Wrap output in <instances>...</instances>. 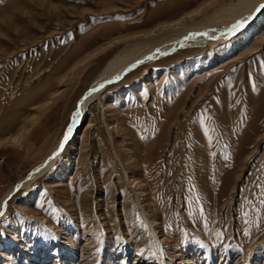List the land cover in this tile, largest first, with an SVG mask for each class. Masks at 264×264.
Here are the masks:
<instances>
[{
    "label": "rangeland",
    "instance_id": "1",
    "mask_svg": "<svg viewBox=\"0 0 264 264\" xmlns=\"http://www.w3.org/2000/svg\"><path fill=\"white\" fill-rule=\"evenodd\" d=\"M231 1L0 0V201L122 47ZM0 264H264V10L107 85L9 198Z\"/></svg>",
    "mask_w": 264,
    "mask_h": 264
},
{
    "label": "bare ground",
    "instance_id": "2",
    "mask_svg": "<svg viewBox=\"0 0 264 264\" xmlns=\"http://www.w3.org/2000/svg\"><path fill=\"white\" fill-rule=\"evenodd\" d=\"M262 6H264V0H241L239 3L233 0L216 8L200 20H193L190 24L180 27L164 26L162 29L152 31L149 35L133 40L134 42L122 47L78 101L65 135L62 136L48 158L4 193L0 201V212L5 215L9 198L18 186L26 187L54 168V165L59 161L60 154L82 121L87 106L100 95L107 85L119 81L120 78L137 67L157 61L178 49L208 45L215 48L216 45L231 40L253 23V20L264 10ZM69 128H71L70 136L68 135ZM66 136L68 139L65 141ZM133 183L137 184V182ZM3 215H0V218Z\"/></svg>",
    "mask_w": 264,
    "mask_h": 264
},
{
    "label": "snow or ice",
    "instance_id": "3",
    "mask_svg": "<svg viewBox=\"0 0 264 264\" xmlns=\"http://www.w3.org/2000/svg\"><path fill=\"white\" fill-rule=\"evenodd\" d=\"M262 7H264V6H262ZM70 134H71V128L68 129V135L70 136ZM67 139H68V136L65 137V141H66ZM0 215H3V213L0 212Z\"/></svg>",
    "mask_w": 264,
    "mask_h": 264
}]
</instances>
